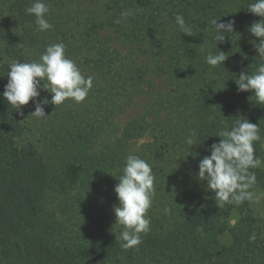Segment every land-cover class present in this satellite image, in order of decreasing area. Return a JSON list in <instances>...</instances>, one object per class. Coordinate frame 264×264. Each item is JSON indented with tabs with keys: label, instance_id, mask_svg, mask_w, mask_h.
<instances>
[{
	"label": "trees",
	"instance_id": "trees-1",
	"mask_svg": "<svg viewBox=\"0 0 264 264\" xmlns=\"http://www.w3.org/2000/svg\"><path fill=\"white\" fill-rule=\"evenodd\" d=\"M31 2L10 0L0 11V92L8 64L22 62L44 43L37 39L35 17L25 13ZM250 2L106 0L101 10L80 12L68 53L83 52L97 104L102 95L103 117L98 113L78 126L66 142L68 156L57 162L35 144L20 143L26 127L0 96V264H264V217L252 210L254 200L217 208L213 194L195 179L199 159L210 153L199 147L198 158H186L184 144L193 129L198 138L212 135L244 117L260 127L262 140L255 147L264 162V106L249 99L252 92L238 93L231 80L232 73L254 71L264 62L254 58L250 41L255 37L247 32L259 20L248 13ZM124 10L132 15L121 18ZM176 14H183L192 36L177 30ZM212 18L235 20L236 33L217 44L230 55L225 69L205 62L209 52L218 51ZM65 20L63 25L73 21ZM153 77L163 89L146 93L149 107L117 131L120 101L144 94L142 85ZM129 153L153 165L156 196L148 212L150 232L142 234L138 249L124 250L123 241L116 240L122 226L116 228L107 217L118 205L114 187ZM261 165L251 170L258 181L253 193L264 189ZM253 234L254 241L249 239ZM224 235L229 236L227 244L222 243Z\"/></svg>",
	"mask_w": 264,
	"mask_h": 264
},
{
	"label": "clouds",
	"instance_id": "clouds-1",
	"mask_svg": "<svg viewBox=\"0 0 264 264\" xmlns=\"http://www.w3.org/2000/svg\"><path fill=\"white\" fill-rule=\"evenodd\" d=\"M246 9L248 13L259 17V20L247 27V32L255 37L250 41L256 53L254 58L264 61V0H252ZM25 13L35 17L39 32L53 29L54 26L49 21L50 5L46 0H32L31 6L25 8ZM131 15V10L120 13V17L124 19ZM114 22L120 23V20ZM209 24L210 31L214 33V47L218 51L209 52L205 56V62L216 69L223 67L230 56L229 52L221 51L217 44L224 42L226 37H230L229 34L236 33L235 20L212 18ZM174 25L180 34L192 36V28L186 23L183 14L175 15ZM8 69L7 83L0 96L21 117L24 116V106L31 102L34 106L31 116L45 119L49 116L45 106L51 104L57 107L68 100L83 103L94 87V77L85 76L77 62L66 55V45L63 42L47 45L37 61L12 60ZM232 76L231 80L235 82L238 93L252 92L249 99L254 97L256 104L264 106V62L259 63L254 71L242 68L238 75L232 73ZM42 92L49 93L51 98L42 97ZM209 137L219 139L210 145L204 144L203 141ZM261 140L260 127L244 117L236 119L231 127L220 128L212 135L198 138L197 131L193 129L184 138L188 153L186 158H198L199 147H204L210 153L199 159L195 179L203 185L205 192L213 194L211 198L217 208L222 209L225 205L239 206L254 199L252 189L258 181L256 172L251 170L261 165L255 147ZM124 159L122 174L114 187L118 205H113L112 211L116 218L115 224L122 226L116 240L123 241L121 247L128 250L138 249L143 243L142 234L151 230L152 221L148 212L156 196V176L153 165L139 155L129 153ZM170 211L169 207H164L166 214ZM249 239L254 241L255 234Z\"/></svg>",
	"mask_w": 264,
	"mask_h": 264
},
{
	"label": "rangeland",
	"instance_id": "rangeland-1",
	"mask_svg": "<svg viewBox=\"0 0 264 264\" xmlns=\"http://www.w3.org/2000/svg\"><path fill=\"white\" fill-rule=\"evenodd\" d=\"M9 1L10 0H0V11L3 7H6ZM46 2L50 5L49 21L54 27L52 30L39 32L37 30V25L35 26L37 39H39V41L42 40L44 43H38L36 48L40 46L41 50L28 52L26 59L22 62L37 61L44 52L46 45L63 42L66 45V55L70 59H74L81 68L83 74L87 76L88 71L86 70V66H84V58L81 55L83 52H80L81 54L77 53L76 56H72L68 53L71 47L74 48V38L72 36L77 35L76 28L74 30L73 25L79 20L77 16L80 12H90L96 9L101 10L106 0H46ZM82 15L85 16V13ZM65 16H67L68 19H72V23L63 25L66 21ZM2 49L3 45L0 41V56H2ZM163 87L160 79H155L153 77L150 78L148 83L142 85L141 89L144 94L137 95L128 103L124 100L120 101V114L115 120L117 131L120 130L129 119L134 117L137 113L144 112V110L149 107L151 97L150 95L146 96V93H154L160 89L162 90ZM93 90L94 88L83 103L77 104L72 100H68L63 105L57 107L51 104L45 106L46 114L49 115L45 119H36L31 116V113L34 111V106L31 102L28 106H24V116H18V120L26 127L25 135L20 143L31 142L37 146L43 156H48L49 158L55 159L57 162H60L62 159L65 160L66 156H68V153L64 154L67 149L66 142H70L71 138L75 137L76 131L78 130L77 127L85 126L87 123L91 122L92 118L98 113L99 115L97 116L99 118L103 117L105 105L102 104V100H100L102 95L99 97L100 103L97 104L98 101L93 98ZM41 95L42 97L47 96L49 99L51 98L50 94L47 92H42ZM140 143L141 141H138L135 145L138 147ZM261 149L264 152V142ZM261 168L264 171V162ZM253 200L251 205L252 210L264 217V209L262 206L264 189L254 192ZM112 209L113 207L108 212V223L116 225V228H120L118 227L119 225L115 224L116 218ZM222 243H229L228 235L223 236Z\"/></svg>",
	"mask_w": 264,
	"mask_h": 264
}]
</instances>
